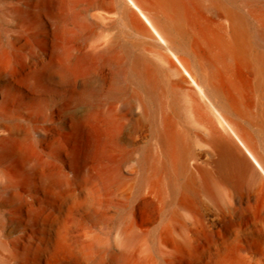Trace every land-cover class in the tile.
<instances>
[{
    "label": "bare ground",
    "instance_id": "bare-ground-1",
    "mask_svg": "<svg viewBox=\"0 0 264 264\" xmlns=\"http://www.w3.org/2000/svg\"><path fill=\"white\" fill-rule=\"evenodd\" d=\"M39 2V85L0 103V264H264V0Z\"/></svg>",
    "mask_w": 264,
    "mask_h": 264
},
{
    "label": "rangeland",
    "instance_id": "rangeland-1",
    "mask_svg": "<svg viewBox=\"0 0 264 264\" xmlns=\"http://www.w3.org/2000/svg\"><path fill=\"white\" fill-rule=\"evenodd\" d=\"M21 4L27 5V14L23 18H17L14 11ZM40 15L39 0H0V29L5 38L7 55L11 63L8 81L0 80V103L9 94L10 86L16 90L32 92L39 85L42 60ZM13 37H21L23 42L28 43L27 48H10L8 43ZM13 97L16 98V101ZM10 98L14 100V105L20 109H24L28 102L20 93Z\"/></svg>",
    "mask_w": 264,
    "mask_h": 264
}]
</instances>
